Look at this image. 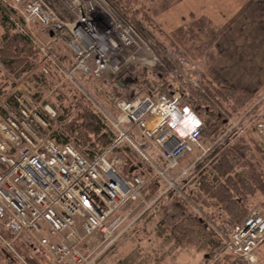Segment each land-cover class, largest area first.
<instances>
[{
	"label": "built area",
	"instance_id": "1",
	"mask_svg": "<svg viewBox=\"0 0 264 264\" xmlns=\"http://www.w3.org/2000/svg\"><path fill=\"white\" fill-rule=\"evenodd\" d=\"M55 1L66 14L49 0H11L10 6L22 16L20 32L30 38L40 56V73L46 78L58 74L83 92L114 136L97 153L71 137L57 141L49 128L58 112L46 100L37 104L34 88L27 91L20 86L1 102L0 246L20 264L29 263L17 247L18 240L33 244L55 264H90L81 248L88 237L99 232L104 241L109 240L107 244L112 243L127 227L123 226L130 213L123 211L127 204L151 205L142 198L147 178L140 173L123 174L109 160L125 143L166 182L165 191L173 187L177 179L171 173L187 154L201 150L180 177H186L214 145L202 142L203 121L189 105L180 103L179 89L171 95L155 91L119 96L114 110L98 101L83 77L117 76L150 46L128 19L113 14L100 0ZM174 71L161 73L170 74L183 87L201 85L200 76ZM59 87L53 82L51 92ZM254 128L264 145L262 117L256 118ZM216 234L221 255L238 260L232 264H260L257 249L264 243V208L252 210L240 223L225 224ZM219 257L216 254L204 264H213Z\"/></svg>",
	"mask_w": 264,
	"mask_h": 264
},
{
	"label": "rangeland",
	"instance_id": "2",
	"mask_svg": "<svg viewBox=\"0 0 264 264\" xmlns=\"http://www.w3.org/2000/svg\"><path fill=\"white\" fill-rule=\"evenodd\" d=\"M49 1L59 9V12L66 14L61 3L55 0ZM0 2L11 14V19L16 24V30L20 32L19 23L23 20L22 16L11 8V0H0ZM100 2L116 16L126 18L118 10V7L124 6L129 18L143 34L140 35L150 46L151 50L143 49L139 54V60L132 64L136 67L140 79L154 80L156 73L175 72L174 69L183 74L188 73L201 78L202 73L206 77L210 75L206 70L214 67L216 70L214 69V72L211 73V77L215 82L228 85L233 83V86L247 90H249L248 87L239 85L251 84L252 81L256 84L255 80L247 79L245 76L240 78L241 73L237 70L238 64L231 63V70L228 69L230 62L226 52L228 46L236 43L235 40L246 41L247 45L249 42L251 48H257V45L264 42V0H100ZM98 15L100 18L102 17L101 14ZM36 29L39 31L38 26ZM26 38L31 42L28 36ZM162 64H166L167 68H163ZM218 65H220V69ZM40 74L38 62L30 71L20 75L9 72L0 62V88L2 90L0 104L17 93L20 86L26 88L27 91L34 88L35 102L39 104L46 100L58 112V116L51 120L50 133L58 129L57 131L63 137H71L82 144L74 135L68 134L63 129L64 122L67 121L69 115L65 119L59 120V118L62 114H66L67 109L71 114L75 113L76 105L81 101L87 102L103 118L102 114L83 92L63 81L60 75L55 74L47 78L51 83L58 82L60 84L56 91L51 92L49 84L45 86L43 82H38ZM112 78L113 76L110 74H105L101 78L83 77L84 85L91 94L110 110H114L112 97L114 94L116 95L117 91L112 87ZM34 80L35 82H33ZM139 88L140 92L146 93L147 88H143L142 85ZM255 89L251 91L255 96L251 104L243 107L240 112L234 115L226 114V118H228L226 127L215 139L206 142L207 146L211 143L216 145L219 142L221 144L226 140L227 145H230L242 137H246L248 139L246 142L250 144L260 141V136L254 128V122L258 117L264 118V86H255ZM59 91L62 96H59ZM124 91L126 92V90ZM25 95L27 94L25 93ZM62 106L69 107L63 109ZM214 145L204 154L202 160L193 165L186 177H180L183 168L193 163L196 158L195 154L200 153L201 150L198 149L195 153L187 154L181 160L180 165L173 169L171 175L177 180L173 187L166 191L164 190L166 182L157 178L155 171L131 146L125 143L114 151L109 156V160L116 162L121 173H140L147 180H153L157 184L159 194L149 201L151 204L149 207L131 206L127 208L130 213L123 224V226L127 224V227L112 243L107 244L109 240L104 241L99 232L87 238L81 248L85 254L89 253L90 264H119L126 258L128 259L127 264L138 262H142V264H204L207 259L211 258L212 260L216 254L221 257L213 264H232L231 261L237 263L238 260L233 257L226 254L221 255L220 240L216 234L218 228L233 222L231 218L226 215L221 206L213 204L215 202L213 198L209 197L206 203H202L191 197V191L199 188L195 169L199 164L210 169L212 159L208 156L214 150ZM169 192H172L174 196L171 198L169 196L167 201L161 203L157 201L163 195L165 196L161 199L165 197L166 200ZM173 197L185 202L188 211L197 216L212 232L218 246L211 248L206 245L204 248H200L197 239L194 242L185 241L182 242L183 244H176L174 240L167 238V231L161 235L158 234L157 226L165 212L164 206H167L174 199ZM188 197L190 200L184 199ZM248 206L249 212L247 211L246 216L254 209L264 208V184L250 196ZM123 211H126V208ZM77 227L80 229L79 225ZM91 238H94V241L90 242ZM16 244L28 258L29 264H54L44 253L36 249L33 250V244L29 245L19 240ZM15 262L19 263L17 260ZM260 264H264V244L260 248Z\"/></svg>",
	"mask_w": 264,
	"mask_h": 264
},
{
	"label": "trees",
	"instance_id": "3",
	"mask_svg": "<svg viewBox=\"0 0 264 264\" xmlns=\"http://www.w3.org/2000/svg\"><path fill=\"white\" fill-rule=\"evenodd\" d=\"M118 10L138 30L124 6L118 7ZM10 15L0 2V27L2 28L0 62L9 72L20 75L36 66L39 54L26 36L16 30V24ZM138 32L142 34L140 30ZM138 75L136 67L130 64L120 74L113 76L111 84L113 83L112 87L117 91L112 99L143 93L139 91L140 85L147 88L146 93L165 91L171 95L175 89H179L180 103L189 105L203 121L201 136L203 143L215 139L224 130L228 122L226 114L234 115L240 112L243 107L251 104L255 97L253 92L247 89L215 82L206 77L204 73L201 74V85L195 88L183 87L177 84L172 76L164 73H156L154 80L140 79ZM125 80L126 83H124ZM38 82H43L45 86L49 84V87L53 84L43 74L38 76ZM59 96L62 95L59 94ZM62 107L67 109L69 106ZM67 115L69 116L64 122L63 129L68 134L74 135L89 151L97 153L111 142L114 136L111 127L87 102H79L73 114L67 109L66 114H62L59 120L65 119ZM57 130L51 132V136L57 141H64L66 138ZM247 140L246 137H242L230 145H227V140L214 145V150L208 156L212 159L210 169L204 167L203 164L196 167L195 173L198 176H196V181L199 188L191 191V197L202 203H206L209 197L213 198L215 200L213 204L221 206L233 224L240 223L245 218V214L249 212L250 196L264 184V145L259 140L253 144L246 142ZM158 194L157 184L153 180H147L143 189V200L152 201ZM167 194L166 200L165 197L161 199L165 196L163 195L157 201L161 203L167 201L169 196L170 198L174 196L172 192ZM173 198L167 206H164L165 212L157 226L158 234L161 235L167 231V238L174 240L176 244H183L182 242L185 241L194 242L197 239L200 248L206 245L211 248L218 246L212 232L197 216L188 211L185 202L182 199ZM131 206H145V203L133 201L125 208ZM0 252L8 264H19L1 248ZM127 263V258L119 262V264ZM136 264H142V262Z\"/></svg>",
	"mask_w": 264,
	"mask_h": 264
},
{
	"label": "crops",
	"instance_id": "4",
	"mask_svg": "<svg viewBox=\"0 0 264 264\" xmlns=\"http://www.w3.org/2000/svg\"><path fill=\"white\" fill-rule=\"evenodd\" d=\"M235 42L236 43H234L232 46H228V51L226 52L229 55L228 60L230 62V67L228 69L231 70V63L238 64L239 66L237 70H239L241 73L240 78L242 77L244 78L245 76L247 77V79L255 80L256 83L254 84V82L252 81L253 84L247 83L239 86H243L245 88L248 87L250 91L256 90L255 86L257 87L258 86L261 87L262 85L264 86V42H261L259 45H257L258 46L257 48H251V46H249L250 43L248 42L247 45L246 41L240 42L239 40L237 41L235 40ZM252 63H255V65H252ZM218 68L220 69V65H218ZM214 69H215L214 67H211L210 70L208 69L206 70L207 73L209 72L210 74L207 75L208 78L213 79L211 77V73L214 72ZM232 85L234 84L232 83ZM92 241H94V238H91L90 242ZM263 244L257 249L259 256H260V248L263 246ZM0 264H8L3 258L1 252H0Z\"/></svg>",
	"mask_w": 264,
	"mask_h": 264
},
{
	"label": "clouds",
	"instance_id": "5",
	"mask_svg": "<svg viewBox=\"0 0 264 264\" xmlns=\"http://www.w3.org/2000/svg\"><path fill=\"white\" fill-rule=\"evenodd\" d=\"M185 111H190V110H188V109H185ZM191 115V118L194 120V121H197L198 122V120H197V118L195 117V114L194 113H192V114H190ZM173 119H175V115L173 114Z\"/></svg>",
	"mask_w": 264,
	"mask_h": 264
}]
</instances>
